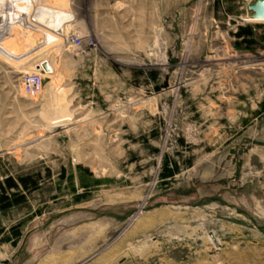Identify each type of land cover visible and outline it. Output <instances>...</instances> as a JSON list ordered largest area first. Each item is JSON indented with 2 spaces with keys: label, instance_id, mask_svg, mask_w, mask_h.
<instances>
[{
  "label": "rangeland",
  "instance_id": "1",
  "mask_svg": "<svg viewBox=\"0 0 264 264\" xmlns=\"http://www.w3.org/2000/svg\"><path fill=\"white\" fill-rule=\"evenodd\" d=\"M253 1L0 0V264H264Z\"/></svg>",
  "mask_w": 264,
  "mask_h": 264
},
{
  "label": "bare ground",
  "instance_id": "2",
  "mask_svg": "<svg viewBox=\"0 0 264 264\" xmlns=\"http://www.w3.org/2000/svg\"><path fill=\"white\" fill-rule=\"evenodd\" d=\"M42 2L43 1H49V0H41ZM36 2V1H35ZM51 4H53V3H51ZM41 6V5H40ZM35 7V6H34ZM59 7V6H58ZM58 7H55V6H53V5H51L50 7H42L41 6V8H43L45 11H50V12H52V14H48V15H44V10H43V12H41V14L39 15V16H36V20H37V22H42V23H48L49 21H48V19H51V21L48 23V27H46V29L50 32V33H48V34H46V35H44L43 37H44V39H43V44L41 45V46H46V45H49V44H52L53 43V41L59 36L58 35V29H60L61 28V25L69 18L67 15H65V13L64 12H61V11H57V10H55V9H57ZM55 8V9H54ZM54 10V11H53ZM37 11V10H36ZM12 13H13V8H11L10 9V11H8L7 13H6V18H8V17H12ZM44 15V16H43ZM11 19V18H10ZM249 20H252V21H264V19H253L252 17L249 19ZM18 22V21H17ZM21 22V21H20ZM10 29H11V31H10V35H12L13 37H14V39H15V41L17 42V39H18V36L17 35H19V31L20 30H22V32L24 33V34H26L27 36L26 37H28V39H29V41L33 38V37H31V35L30 34H33V33H31L32 31H31V29L33 30V31H36L35 29H37V28H32V26H30V27H28L29 29H26L25 27V29L24 28H22V26H20L19 25V23H12V21L10 20ZM35 24V23H34ZM60 26V27H59ZM59 27V28H58ZM39 29V28H38ZM43 29H45V28H43ZM30 35V36H29ZM33 36V35H32ZM30 43H32V42H30ZM17 44H18V46H19V43L17 42ZM29 44V43H28ZM41 46H38V47H35V48H33V49H31L30 51H22V50H19L20 52H22V54L21 53H18L22 58L24 57L25 58V56L26 55H28V54H31V53H33V52H35V50L36 49H38L39 47H41ZM43 68V69H42ZM42 68L41 67H39V70H41V71H39V72H41L42 73V71H46V72H50L51 70H47V69H45V67L42 65ZM43 74V73H42ZM260 212H261V214L264 216V209L261 207L260 208ZM58 245V244H57Z\"/></svg>",
  "mask_w": 264,
  "mask_h": 264
},
{
  "label": "built area",
  "instance_id": "3",
  "mask_svg": "<svg viewBox=\"0 0 264 264\" xmlns=\"http://www.w3.org/2000/svg\"><path fill=\"white\" fill-rule=\"evenodd\" d=\"M69 41L76 47H81L83 44L79 36H71ZM43 84V74L39 71L26 72L21 77L22 91L31 97H36L42 92Z\"/></svg>",
  "mask_w": 264,
  "mask_h": 264
},
{
  "label": "water",
  "instance_id": "4",
  "mask_svg": "<svg viewBox=\"0 0 264 264\" xmlns=\"http://www.w3.org/2000/svg\"><path fill=\"white\" fill-rule=\"evenodd\" d=\"M248 8L251 11V17L253 19H264V0H255L248 4ZM43 66L47 70H51V66L48 62H44ZM215 239L214 235L212 234Z\"/></svg>",
  "mask_w": 264,
  "mask_h": 264
},
{
  "label": "crops",
  "instance_id": "5",
  "mask_svg": "<svg viewBox=\"0 0 264 264\" xmlns=\"http://www.w3.org/2000/svg\"><path fill=\"white\" fill-rule=\"evenodd\" d=\"M262 206H260V208H261ZM263 208V207H262ZM244 228H246L245 227V225H240V224H237V232H235V230L233 231L234 232V234H237V236L239 237L240 236V234H242V230L244 229ZM250 230H252V232H251V234L253 235V234H255V235H258L259 237H262V238H264V234L263 233H257L254 229H252V228H250ZM229 232H230V230H229ZM255 232V233H254ZM244 234V233H243ZM262 240H264V239H262ZM257 242H259V241H257ZM262 242V244L264 245V241H261Z\"/></svg>",
  "mask_w": 264,
  "mask_h": 264
}]
</instances>
